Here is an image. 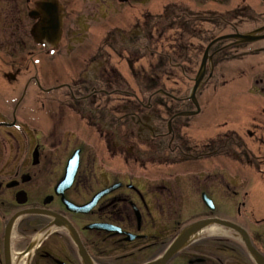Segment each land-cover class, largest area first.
<instances>
[{"label":"flooded vegetation","instance_id":"obj_1","mask_svg":"<svg viewBox=\"0 0 264 264\" xmlns=\"http://www.w3.org/2000/svg\"><path fill=\"white\" fill-rule=\"evenodd\" d=\"M246 1L0 0V264H264V7Z\"/></svg>","mask_w":264,"mask_h":264},{"label":"rangeland","instance_id":"obj_2","mask_svg":"<svg viewBox=\"0 0 264 264\" xmlns=\"http://www.w3.org/2000/svg\"><path fill=\"white\" fill-rule=\"evenodd\" d=\"M226 0H224L225 2ZM244 1L246 0H229V7L230 6H234V5H238V4H244ZM256 1H260V4L264 7V0H256ZM223 2V3H224ZM247 2V1H246ZM250 5H253L254 2H248ZM226 4V3H224ZM252 23H245L244 25H242L240 28L241 29H249L251 27H253ZM229 78V76H228ZM247 84V83H246ZM237 85V83L234 82H230L226 87H220L218 88V93H212V97L211 100L215 101V99L218 101H222V106H221V110L222 111H227V112H239L238 110V105H239V99L237 96V89L235 88ZM216 94V95H215ZM213 110V109H212ZM242 110V107H241ZM231 121L235 122V120Z\"/></svg>","mask_w":264,"mask_h":264},{"label":"water","instance_id":"obj_3","mask_svg":"<svg viewBox=\"0 0 264 264\" xmlns=\"http://www.w3.org/2000/svg\"><path fill=\"white\" fill-rule=\"evenodd\" d=\"M255 32L253 33H248L246 36H253ZM241 39H246L245 36H240ZM201 74V72H200ZM217 223L222 224V225H229L224 221H218ZM202 225V222L193 224L191 227H188L187 229H185L183 232H181V234L179 235V237L175 240V242L170 246L169 250L166 252L165 258H167L168 256H171L172 254H174L176 251H179V249L186 243L187 238L190 235V232H192V230L194 228H199ZM231 226V225H229ZM247 244L248 249L250 250V245L248 242V239H246V237L243 235V239ZM251 251V250H250Z\"/></svg>","mask_w":264,"mask_h":264},{"label":"bare ground","instance_id":"obj_4","mask_svg":"<svg viewBox=\"0 0 264 264\" xmlns=\"http://www.w3.org/2000/svg\"><path fill=\"white\" fill-rule=\"evenodd\" d=\"M212 228H209V230L208 231H210ZM216 230H214V232H215Z\"/></svg>","mask_w":264,"mask_h":264}]
</instances>
